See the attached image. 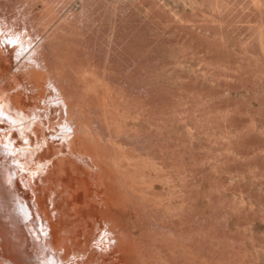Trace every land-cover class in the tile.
<instances>
[{"label":"rangeland","instance_id":"rangeland-1","mask_svg":"<svg viewBox=\"0 0 264 264\" xmlns=\"http://www.w3.org/2000/svg\"><path fill=\"white\" fill-rule=\"evenodd\" d=\"M44 9L47 11L45 12ZM49 11H51L50 14ZM46 14H52L56 20L46 37H55L53 46L56 51L59 50L58 54L60 57L62 56L60 59L63 60L60 62L65 69L62 68L60 62L57 65L63 71L65 70L64 76L68 78V82L70 80L71 88L74 86L72 88L75 89L74 92L71 90L76 101L83 107L81 108L87 115L86 117L99 123L97 119H100V116L97 110L103 97L108 94V91L105 93L100 88L97 89L101 93L95 89L96 94H94V88L90 87L94 85V79L97 78L96 80L104 81V83L111 81L109 83L111 85L114 82L120 85V87L117 84L113 85L114 88L117 87L114 89L116 90L115 93H113L114 90L109 92V94H113L115 99V106L109 111L117 123L113 128L116 129L118 126V130H120L117 134L113 129L116 137L115 134L113 137L112 132V139H118L112 140V144L115 141L116 146L124 141L121 146H124L126 142V146L131 145L132 149L136 147L134 152L136 150L143 152V155L142 153L139 155L140 152L135 155L131 151V146H128L131 149L128 153L134 154H128L133 156L132 159L137 155L145 156L143 159H146L148 152L151 151L150 145L153 144L154 148H152L155 151L152 150L149 154V157L153 159L147 158V161L151 159L162 164L160 166L164 169L161 170L165 174V177L162 174L164 185L169 183L165 181L167 178L172 182L178 180V182H173V184L171 182V185H165L161 189L157 184L159 178L155 179V171L158 169H155L153 173L151 170L153 168L152 163H148L147 166V161L140 159L141 157L139 159L136 157V160L138 159L136 162H140L139 166L143 160L144 164L142 163L141 166L144 168L145 165L146 170L140 169L141 171H138L140 167L137 169L138 166H135L138 171L135 173H139L140 178L148 172H150L149 177L152 178L153 173L155 181L153 178L152 180L153 183L156 182L151 184L149 182L152 181L151 179L142 177V180H149V184H146V181L145 184L142 183L140 179H137L139 178L136 176L137 174L131 173L132 170H136L133 161L134 164L136 162L131 158L127 159L129 157L126 151L129 148L116 146L119 148L117 149L113 146L114 144H111L113 146L111 150H114V152L112 151L114 155L111 152L112 164L115 165L116 160L114 161V158L117 156L121 158V154L123 155L124 152L125 158L121 159L117 165L123 166L122 161L127 159L134 167L133 169L129 168L131 164L126 160L123 161L125 168H122L121 171L120 166H118L120 171H117L120 172L119 176L122 181L117 182L125 184L131 181L132 185L127 184L130 188L136 182L141 181L137 183L138 186L143 184L142 188L146 189L139 188L141 191H137L136 184L134 191L138 193L133 192L138 195L136 201L143 200L141 197L143 194L146 196L147 193V197L151 199L149 196L153 197V195L149 193L150 190L155 189L153 193L154 199L157 201L156 198L160 197L158 195L164 193L163 191L168 196L169 193L166 190L169 189L168 191H170L172 188L170 186L179 188L172 189L176 190L175 192L179 191V194L173 193L172 190L169 194V196L172 194L173 196L179 195V197L176 196L179 198L178 202V198L175 196H171V199L177 200L173 201L172 199V202L171 199L169 200L171 209L175 211V206H177L176 212L178 213H174L176 214L175 219H173L175 216L173 213V215L171 214V209L167 203L168 198L165 195H161L165 198L160 199L162 202L166 201L167 211H165L167 209L166 204L162 203L159 198L158 201L161 203L158 202V205L162 208L155 205L157 202H154L153 198L154 203L144 197V201L148 200H146L145 206L149 201V203L152 202L147 209V207L142 206V201L141 205L133 200L135 195L133 196L132 192L134 198L130 194L132 199L125 198L127 203L123 201L124 197H121L122 201L119 207L126 209V212L131 209L132 213L128 214L131 212L130 210L126 214H132L128 217L133 220V223H136L132 228L131 220L124 222L121 219L122 224H127L124 225L127 232H130L129 234L133 231L136 232V237L134 233L131 235L140 241H144L145 237L143 236L148 232L146 239L151 241L152 237L156 238L155 241L153 240V244L156 245V251L159 252L158 254L156 252L158 257H154L156 255H154L155 247L149 243V240L144 241L146 244L140 243V247L139 243L136 242L137 240L134 241L130 237L132 243L136 242L135 244H137V246L134 244L137 248H134L135 263L137 264L139 261L144 264L141 261L142 258L144 261L145 258L147 259L145 264L150 262L153 264L161 263L162 255L159 256V254L162 253L169 257L170 264H264V0H0V23L4 29H7L3 34L7 36L12 32L11 36L16 33L15 36L20 34L21 37L24 34L22 37L24 42L29 39V36H33L31 37L32 40L37 43L36 37L41 38L43 36L44 33H40L37 28L40 19ZM20 31L21 33H19ZM42 39H39V43L44 46V42L47 41L43 39V42ZM48 47V44L45 45L44 50L47 49L45 53L48 51ZM106 67L107 70H103ZM15 70L16 68H13L12 71ZM78 71L79 74H77ZM83 74L86 76L94 75L96 78L87 76L86 83H84ZM104 75L111 80L109 81ZM98 77L101 79L99 80ZM79 80H82L81 83ZM86 87L90 88L89 92L92 90V95L91 92H87L89 88L86 89ZM118 88L120 89L118 90ZM122 89H124L123 92ZM68 93L71 94L70 89ZM119 95L120 97L122 95L121 99ZM142 111L144 112L142 113ZM113 112L114 114H112ZM142 121L147 122V124H142ZM123 127L126 131L131 129L129 133L126 132L128 136L123 135ZM133 129H135V134L145 133V135L143 134L144 137L140 134V139H138L137 135L130 134ZM148 129L150 130L148 131ZM146 131L149 132V135L146 134ZM119 135L122 137H117ZM130 135L132 138L129 137ZM123 136L125 137L123 138ZM126 137L129 138L126 139ZM133 137L137 138L133 139ZM119 139L121 143H118ZM145 140L151 142L149 144L147 142V145ZM104 145L109 146L110 144ZM105 146H102V151ZM155 146H160L164 150L160 152ZM121 149L122 153L120 152ZM145 149L149 151H144ZM117 151L121 154L117 155ZM107 152L104 154L105 157L107 155L109 157L111 154H107ZM126 163H129V167ZM116 168L114 167V172H116ZM129 171L135 175H131L134 180ZM127 172L129 174H126ZM158 172L157 175L160 174V171ZM79 175L80 173H78V178H82L83 175L81 174L80 177ZM73 178L78 179L77 175ZM160 183L162 184V181ZM150 184L152 188H150ZM80 186L78 187L85 191V186ZM92 189L95 190V188ZM158 189L163 190L162 193ZM82 190L79 189V191ZM95 191H92V198L87 199L88 202H92L91 208L94 207V204L96 206ZM156 191L160 194L157 193L158 195H156ZM141 192L142 196L139 197ZM87 201L82 202L83 206H80L84 209L88 205L85 211L82 210L83 213L80 212L79 208V205L82 204L77 205L79 208H77V213L81 214L82 217L72 212L70 221H73L69 228L77 225L82 226L84 225L82 222L87 219H89L87 222L92 223L93 214L86 210L90 208L89 204L91 203L88 204ZM130 201L132 203L129 204ZM84 203L87 205L84 206ZM125 203L128 204L129 209L124 205ZM171 203L177 204L174 205L175 209ZM133 204L139 207L140 211H143V208L148 211L144 210V213L138 212L140 215L136 214L139 210ZM150 206L155 208L153 209L155 214L156 212L159 214L158 211L160 209L162 211L164 208L163 213L160 212L159 214L161 216L153 215ZM164 211L165 213L169 211L173 218L167 213L165 215ZM73 214L76 216L74 217ZM151 215L155 216L154 219L159 217L160 222L154 220L157 221V224L154 221L151 224L149 222L153 218ZM164 215L168 217H164ZM84 218L85 220L82 221ZM133 218L142 221H138V223ZM167 218L168 220H166ZM146 219L149 220V224ZM143 220L146 221L147 225L141 224ZM164 221L168 223H166V228L163 227L165 225H161ZM135 225L142 226L143 230H138L140 227L136 226L139 232L135 231ZM157 226L159 228L156 229ZM147 227L153 231L149 228L147 230ZM128 228H132V230ZM154 228L160 231L155 232ZM169 228L170 230H168ZM166 230L167 236L164 235ZM142 231L146 232L142 235ZM149 231L155 232L157 236L153 233L150 235L151 232ZM172 231L173 233L176 232L175 239L172 238L173 235H169L172 234ZM148 235L151 237L148 238ZM164 236L167 239L168 236H171L170 240H166ZM177 237L179 239L176 240ZM171 241H177L176 244H171L173 247L169 245ZM147 243H149L148 246ZM151 245L153 249L151 250L154 253L150 250ZM175 245H181V247L179 246L180 249L174 248ZM160 246L162 252L158 251ZM143 249L148 250V252L145 253V250L143 252ZM167 249L170 250L167 252ZM171 249L175 251L172 252V255L170 254ZM175 249L178 253L180 252V255ZM141 251L146 254V257L145 254L137 256L136 252L140 254ZM166 255H163L164 258L162 256L165 260L164 264L167 263L166 258L168 259ZM176 255H178L177 258ZM171 256H174L176 260ZM137 257L141 260H138ZM154 258L158 260L160 258V261H156L157 259ZM153 259L156 263L153 262ZM173 260L178 261V263L175 261L173 263Z\"/></svg>","mask_w":264,"mask_h":264},{"label":"bare ground","instance_id":"bare-ground-1","mask_svg":"<svg viewBox=\"0 0 264 264\" xmlns=\"http://www.w3.org/2000/svg\"><path fill=\"white\" fill-rule=\"evenodd\" d=\"M42 2L44 3V1H42ZM27 5H28V3H27ZM36 7L37 6H35V8ZM48 7H46V8L48 9ZM16 8H17V6H16ZM47 9H46V11H47ZM44 11H45V9H44ZM50 12L51 11H49V14H50ZM32 17H33V15H32ZM55 22H56L55 17L52 16V14L51 15L46 14L45 16L43 15V17L40 19V22L38 23L37 29H39L40 33L43 32L44 34H42L43 36L41 38H37L35 36L36 39H38L37 43L34 42L35 40L34 41L32 40L31 37H33V36H31V37L29 36L28 37L29 39L26 42H24L22 39V37H24L23 36L24 34L22 35V37L20 36V34H17L15 36V34H16L15 32H14L15 34H12L14 36L10 35L12 32L7 36L4 35L3 33H5V31L7 29H4L0 23V264H136L135 263L136 261H135L134 248L137 249L136 248L137 244H135V243L137 242L140 245V243H142L146 240L148 241L149 239H146L148 232L142 231V233H141L143 235L146 232V234H144L145 236H143V237H145L144 241H142V240L140 241V240L135 238L136 232L135 233H134V231L132 232V233H134L135 237H133L131 235L132 233L129 234L130 232L129 233L127 232V230L124 226L126 223H124V222L126 220L127 221L131 220V219H129L128 216H131L132 214L131 215H128V214L132 213V210L130 209L131 212H129L130 210L129 211L127 210V212H129V213L126 214L127 213L126 209H124V208L121 209L119 207V205L121 204V201H122L121 197L122 196L124 197L123 201H126L125 198H127V197H129L128 199H132L135 197L133 200L134 201H136V199L138 200V195L133 193V192H136V191H134V190H136L135 189L136 184L140 183L141 181H142V183H144L146 181V184L147 183L149 184V182H151V184H155L156 182L153 183V180L155 181V179L159 178V179H157V181L159 182L157 184L162 189L163 187H165V185L166 186L171 185V184H173V182H178V180L172 182V180H170L168 178H167L168 179L167 180L165 178L166 179L165 181L169 182V183L165 182L166 184L164 185V183H163L164 179H162L163 178L162 174L164 172L161 171L163 168H162V166H160L162 164L161 163L159 164V161H157V163H156L155 160L152 161L151 159L147 161V158L148 159L152 158V157H149L150 152H152V150L155 151L153 149L154 148L153 144L150 145L151 151L148 152V155L146 154L147 152L145 153L148 157L146 156V159H143V157L145 158V156H143V157L139 156V155H141V153L143 155V152L139 151L140 154L137 150L136 151L138 153L136 151L134 152L133 150H135L134 148H136V147L133 146L134 148L132 149V146L128 145V146H131L130 147L132 149L131 150L128 146L125 145L126 142L124 143V146H121V144L124 141L121 143V140L119 139L120 141L118 140L119 142L118 141L117 142L121 143V144L116 145V146H120L122 148L126 146L125 148H129V150L126 151L127 155L128 154L132 155L133 153L135 155L139 154V155L135 156L133 159H132L133 156L128 155L129 158H127V159L131 158V160H135V162H136L141 157L140 159L147 161V163H146L147 166H148V163L149 164L152 163L151 165L153 168L155 166L154 169L150 168L151 165L149 166V168L153 171V173H154L155 169H158V171H160L159 175H161V176L157 175L159 172L156 170L155 171V174H156L155 177L156 178L153 177L154 174L152 173V175H151L153 178V180H152V178L149 177L150 172L147 171L148 173L145 174L148 176H145L144 173L141 172L144 175V176H141V178L146 177L147 179L149 178V180L151 179L152 181L148 180L149 181L148 182L147 180H142L143 178L141 179L140 176H138L139 173L137 174L135 172L137 171V169L139 167L140 168L138 169V171L140 169H142L144 171L146 170L145 165H144L145 169L142 168L143 166H141L144 164L143 160H141L140 166H139L140 162L139 163L136 162L134 164V161H133V166L134 167L138 166L137 169L135 167L136 170L133 171L132 169L134 167L132 166V163L127 161V159H124L123 161L126 160V162H129L131 164V167H129V165H128L129 163L128 164L126 163L129 168H132L131 173L137 174L136 176L139 177L137 179H140L141 181H139V182L135 181L136 183L135 184L133 183L134 184L132 186V187H134L133 191H132V187L129 188V186H128V185H132L131 184L132 182L126 178L127 175L125 176V178L129 181L130 184L127 182L125 184L122 182L120 184L118 183L121 180V178L119 176L120 172L118 173L117 171L119 170L118 166H120L121 164L117 165V163H119L121 161V159L125 158L126 155L124 154V152H123V155L121 154L122 149L120 150L121 153H119L118 152L119 150H118L117 155L121 154V158H120V156H117L119 159V161L117 162V157H115L116 155L113 156L116 158V159L114 158V161L116 160L115 161L116 164L115 165L112 164L113 161H111V160L113 158H111L112 157L111 155L114 152V150H111V147H113V146L116 147L115 141H114V143H113L114 145H113L112 140H117L118 138L112 139V135L114 137V134H115V137H116V133L113 132V129H114L113 127L117 123L114 120L115 118H113L112 115L109 114L110 109L113 108V106H115L114 96H113V94H109V92L111 90L113 91L115 88L117 89V87L114 88V86H113L114 84H117V83L114 82L113 85L109 84V83H111V81H110L111 79L106 77L107 75H106V73H104L107 70V67L105 69H103V70H105V71H103V73L106 75V76L105 75L104 76L106 78H108L110 82L107 81V83H104L103 80H102L103 82L96 80L97 78L94 77V75H92V76L87 75V76H91V78L93 77V79L96 78L93 80V84L95 86L92 85V86H94V87H92V86H90L91 84L89 85L92 89L94 88L93 89L94 94H96L95 89H97V88H100V90L105 92V93L108 91L107 96L104 94L105 96L103 97L102 101L100 102L99 109L97 110L98 111L97 113L100 116V119H97V120H99V123H98V121L97 122L95 120L91 121L89 118H87L86 117L87 115L82 110L83 107L80 105L79 102L76 101V98H75L74 93H73L75 89L74 90L72 89L74 86L71 88L72 84H70V80L68 82V78L64 76L65 70L63 71V69H65V68H63L64 65H62L60 62V60H61L60 58L62 56L61 57L59 56V54H58L59 50L56 51V48H54V46H53L55 37H53V36H47L46 37L48 31L51 28H53ZM34 32H36V31H34ZM19 33H21V31ZM6 34H8V33H6ZM28 35H29V32H28ZM42 38L47 42H44V40ZM33 39H35V38H33ZM39 39L40 40L42 39V41L44 42L45 45H47V44L49 45V47H48L49 49H48V51H46V53H45V50H47V49L44 50L45 45L43 46L42 43L40 44ZM49 56H50V59H49ZM47 57H48V59H47ZM61 61L63 62V60H61ZM59 62L62 65L63 69L58 67L57 63L59 64ZM108 67H110L109 64H108ZM13 68H16V70L12 71ZM77 74H79V71ZM82 76H84V78L82 80H84V83H86L85 81L87 80L86 79L87 76L84 74ZM104 76H102L103 79H104ZM98 79H99V77H98ZM82 80H79V82L81 83ZM106 80H105V82H106ZM100 82L103 84H101ZM112 83H113V81H112ZM118 86L120 87V85H118ZM87 88H89V87H86V89ZM69 89H70L71 94L68 93ZM71 89L73 90V92ZM119 89L120 88H118V90ZM77 90H78V88H77ZM81 90H82V88H81ZM89 90H90V88L87 89V92L88 93L91 92V95H92V93H93L92 90L90 92H89ZM97 90L100 92L99 89H97ZM115 91L116 90H114L113 93H115ZM123 91H124V89H122V92ZM87 92H86V94H87ZM97 94H99V93H97ZM75 95H77V94H75ZM88 95H90V94H88ZM101 95H103V94H101ZM95 96L97 97V95H95ZM119 97H120V95H119ZM121 97H122V95H121ZM121 97H120V99H121ZM88 98H89V96H88ZM93 98H95V97H93ZM120 99L118 98V100H120ZM127 99H129V98H127ZM81 100H83V99H81ZM85 101H86V99H85ZM120 103H122V101ZM116 110H113V111L116 112ZM132 111H133V109H132ZM114 112L112 114H114ZM120 112H122V111H120ZM143 112L144 111H142V113ZM115 115H118V114L115 113ZM99 116H98V118H99ZM120 116H123V115H120ZM125 117H127V116L125 115ZM95 119H96V117H95ZM143 123L144 122L142 121V124ZM145 123L147 124V122H145ZM131 124L135 125L133 123H131ZM119 126H122V125H119ZM148 126H149V124H148ZM117 127L118 126H116V129H114V131H116L118 134L119 133L118 131H120V130H118ZM124 127H123V130L121 129L122 132L124 133L123 135L128 136L127 133H129L131 131V129H129V131L127 129V131H128L127 132L126 130H124ZM137 127H139V126H137ZM143 128H144V126H143ZM156 129H158V128H156ZM134 130L135 129H133L132 133H130V134L137 135L138 139H140L139 138L140 134L142 135V137H144L143 134L145 135V133H139L138 132L139 133V135H138L137 133L136 134L134 133ZM149 130L150 129H148V131ZM143 132H145V131H143ZM111 133H112V135H111ZM148 133L149 132L146 131V134H148ZM148 135H146V136H148ZM117 137H122V135L121 136L119 135ZM124 137L125 136H123V138ZM129 137L132 138V135H130ZM129 137H126V139H128ZM137 137H135V138H137ZM135 138L133 137V139H135ZM150 139H152V138H150ZM131 140H129V141L131 142ZM145 141H146V144H147V142H148V144H149V142H151L150 140H148V141L145 140ZM132 142H134V140H132ZM106 143H109L110 145L105 146L104 144H106ZM155 143H156V141H155ZM111 144L113 146H111ZM102 146L103 147L105 146V148L103 149L104 152L102 151ZM106 147H108V148H106ZM155 147H158V146H155ZM117 149H119V148H117ZM158 149L160 150V152H162L164 150L160 146L158 147ZM125 150H127V149H125ZM130 150L133 151V153H131V152L128 153ZM105 151L106 152L110 151V152H107V154L111 153L112 151L113 152L111 154H109V157H107L108 156L107 155L106 156L107 158H106L104 155V154H106ZM144 151H149V150L145 149ZM113 155H114V153H113ZM162 155H164V154H162ZM136 157L138 158L137 160H136ZM108 158H111V159H108ZM108 160L111 162H109ZM123 161H122V163L124 166L125 162H123ZM136 164H138V165H136ZM123 166H120L121 171H122V168H125ZM114 167L115 168L117 167L116 172L118 173V176H117L116 172H114L115 171ZM124 171H123V173H124ZM78 173H80V175L81 174L83 175L82 178H78ZM129 173H130V171H129ZM129 173L127 172L126 174H129ZM131 173H130V176L133 175ZM141 173H140V175H142ZM76 175H77L78 179L73 178V177H76ZM80 175H79V177H80ZM133 176H135V175H133ZM133 176H131V178ZM163 176L165 177V174H163ZM123 178H124V176H123ZM161 181H162V184L164 186L160 183ZM151 184H150V188H152ZM174 184H176V183H174ZM80 185L85 186L84 187L85 191H84V189L82 190L80 188L81 187ZM139 185H141V184H139ZM78 186H80V187H78ZM143 186L144 185L142 184V186L139 187L137 184V187H138L137 191L138 190L141 191L140 189H143L142 188ZM145 186H147V185H145ZM170 187H172L170 189V191L172 189L178 188V187L173 188V186H170ZM92 188H95V190L97 189V191L93 190ZM144 188H147V187H144ZM79 189L84 191V192L79 191ZM143 190H146V189H143ZM154 190L149 191V193L151 195H153V197L149 196L151 199H149L147 197L148 193L146 194V196H144V194L142 196V192H141L139 197L142 196L141 198H143V200L141 199V201L143 202V205H142V202L140 200L139 201L141 203L138 201H136V202L141 204L142 206H145V202L147 199L144 201V197L148 198V200H151V201L153 198V201L155 202L156 201L154 199L155 195L153 193ZM168 190L169 189H167L166 191L170 194V191H168ZM92 191H95L94 192L95 193L94 198L96 197L95 198L96 206L94 204V207L91 208L92 202H88L87 199H89V197L92 198L91 197V195H93ZM159 191L161 192L163 190H159ZM175 191L176 190H172L173 193ZM131 192L133 193V196L135 195L134 197L132 196ZM144 192L146 193V191H144ZM163 192L165 193V191H163ZM167 192H166V194H167ZM172 192H171V194H172ZM136 193H138V192H136ZM157 193L160 194L158 191H156L155 194L158 195ZM164 193L158 195L160 197H158V196H156V197H158L161 202H162V200L160 198L167 197L168 199L167 198L166 199L168 201L167 202L168 206L170 204L169 200L171 199V196L172 197L175 196V198L179 197V195H176L177 193L179 194V191L175 192L176 194L174 196H173V194L171 196H169V194H167L168 196H166ZM130 194H131L132 198L130 197ZM124 195H126V196H124ZM136 195H137V198H136ZM161 195H165V197L164 196L162 197ZM176 196H178V197H176ZM158 198H156L157 204H155V205H158V202H159V204L161 203L160 201H158ZM172 199H171V202H172ZM175 200H177V199H175ZM175 200L173 199V201H175ZM86 201L88 204L91 203V204H89V207L91 208V210L89 207H88L89 209H86V210L91 211L93 214V215L90 214V215H92V217L90 216L92 219V223L87 222V220H89V219L85 220V218H84V219H82V221L83 220L86 221V222L85 221L82 222V224H84V225H82V226L77 225V226H74L72 228H69L71 222L73 221V220L70 221V219L72 217V212L77 213L78 212V210H77L78 206L77 205L79 203L82 204V205H79V208H80V206L81 207L83 206L82 202H86ZM178 201H179V198H178L177 202ZM149 202L147 204L148 206L147 205L145 206V207H147V209H149L148 208L149 204L152 203V202L151 203H149ZM87 203H86V205H87ZM126 203H127V201H126ZM126 203L124 205L127 207V209H129L127 206L128 204H126ZM130 203H132V202L130 201L129 204ZM137 203H135V204H137ZM162 203L166 204V201L162 202ZM135 204H133V205L136 206ZM86 205L84 203V206H86ZM141 205H139V206H141ZM174 205H177V204H174ZM174 205L171 203V206H173V208H174ZM87 206L85 208H87ZM153 206H154V204H153ZM166 206H167V204H166ZM168 206H167V209H165V211L168 210ZM175 207L177 209V206H175ZM85 208L84 209L80 208V212H82V210L85 211ZM130 208H131V206H130ZM137 208L139 210V207H137ZM150 208H151V206H150ZM160 208H162V207H160ZM169 208L171 209L170 206H169ZM143 209L145 211L147 210L145 208H143ZM151 209H152V211L151 210L150 211L153 212V215H155V216L156 215L159 216L160 212L163 213V210H164V208L162 209V211L160 209V211H158L159 214H157V212L155 214L154 213L155 210L153 211V209H155V208L153 207ZM156 209H158V208L156 207ZM176 209H175V211L173 209H171L170 210L171 214L172 213L173 214L178 213V212H176ZM140 210L137 211L136 214H139L140 212L144 211V210L143 211H140ZM172 210H173V212H172ZM180 210H182V209H180ZM165 211H164L165 215L167 213V215H170L171 218H173L172 217L173 214L171 215L169 211L165 213ZM124 212H125V215H124ZM180 212H182V211H180ZM96 213L100 216L95 215ZM79 215H81V214H78L77 216H79ZM135 215H133V216L135 217ZM147 215L150 216V214H147ZM153 215H151V216L153 217ZM165 215H164V217H168ZM175 215L176 214H174V216ZM177 215H179V214H177ZM75 216L76 215H74V217ZM124 216L128 217V219H125L126 217L123 218ZM141 216H142V213H141ZM81 217H82V215H81ZM154 217L153 218L150 217L152 219V220L150 219V221L148 219H146L147 223L149 224V222H150L151 224H153L152 222L154 220H157V221L160 220L159 217H158L159 220L154 219ZM135 218H138V217H135ZM135 218H133V219L135 221L137 220L136 222L142 221V220H138ZM147 218H149V217L147 216ZM175 218H176V216L173 219H175ZM121 219H122V221H124L123 222L124 224H122V221H120ZM166 220H168V218ZM157 221H154V222L157 224ZM131 222L132 223L130 225L132 226V228H134L133 226L136 223H133V220H131ZM159 222H158V224H160ZM79 223H81V222L79 221ZM127 223H129V222H127ZM138 223H137V225H138ZM144 223L147 225L146 221L144 222V220H143V223L141 222V224L143 225ZM164 223H161V225L162 224L165 225L163 227L166 228L167 222L164 221ZM137 225H135V227ZM161 225H160V227H161ZM173 225H175V224H173ZM158 226L156 227V229L159 228ZM137 227L135 228V231H137ZM139 227H140V225H139ZM132 228H128V229L132 230ZM140 228L138 230H140V231L143 230V227L141 229ZM148 228L149 227H147V230L150 229V228L149 229ZM156 229L154 228V230H156ZM145 230H146V227H145ZM158 230H156L155 232H157ZM168 230H170V228ZM151 231H153V230H151ZM151 231H149V232H151ZM162 231H161V233H162ZM137 232H139V231H137ZM155 232L154 233L151 232L149 234L150 235L154 234L157 236V234H155ZM165 232H166V234H164ZM164 233H163L164 235H166V236L168 235L167 230L164 231ZM159 234H160V232H159ZM159 234H158V237H159ZM137 235H139V234L137 233ZM150 235H148V238ZM169 235H173L172 238L175 239L174 236L176 235V232L173 233V231H172V234H169ZM166 236H164V238H166ZM130 237H132L134 241L135 240H137V241L135 243L134 242L132 243V240H131L132 238H130ZM168 237H169L168 239L170 240L171 236H168ZM153 238L154 237L151 238V241L149 240L150 241L149 243H152V245H154L153 240L155 241V239H156V238H154V239ZM161 239H159V240H161ZM168 239L166 238V240H168ZM177 239H179V237H177L176 240ZM138 241H140V242H138ZM172 241H171V243L169 242L170 244L167 243L171 247H173L171 245L172 243L176 244V242H177V241H175V242H172ZM178 241H180V240H178ZM157 242H159V241H157ZM149 243H147V246L149 245ZM134 244L136 246H134ZM159 244H160V242H159ZM161 244H162V242H161ZM139 245H138V247H139ZM152 245L150 246L151 248L149 247L150 250L152 249ZM147 246H146V248L148 249ZM155 246L156 245H154V247ZM175 246H174V248H178V249H180L179 246L181 247V245L176 246V247ZM140 247H141V245H140ZM163 247H165V245ZM166 248H168V245H166ZM154 249H155V253L152 252L153 249L151 250V252L154 253V255H155L157 252L156 251L157 249H156V247ZM161 249L162 248L160 246V249H158V251L160 250V252H162ZM173 249H171V253H170L171 255H172V252H175V251H172ZM144 250H145V253L148 252V250H146V249H143V252H144ZM150 250H149V253H150ZM168 250H170V249H167V252H168ZM143 252L141 251L140 254L138 252H136V254H137V256L138 255L141 256V254H143V255L145 254ZM158 253L159 252H157V254ZM177 253H178V251H177ZM150 254H149V256H150ZM154 255L152 254L151 256L153 257ZM156 255L154 257H158V255L157 256ZM160 255L163 256L166 254L160 253L159 256ZM140 256H139V258H140ZM162 256H161V261H160V258H159V260L157 258H156L157 260L154 258L156 261L161 262V263L157 262V264H164L165 260L163 259L164 256H163V258H162ZM177 256L178 255H176V258H177ZM145 257H146V254H145ZM152 257H150V260H152ZM171 257H174V256H171ZM139 258H138V260H141ZM176 258H175V260H176ZM146 260L147 259L145 258V261ZM155 260L153 261L154 263H156ZM168 260H169V257H168V259L166 258V261H167V263L165 262L166 264H170L169 262H171V261H168ZM175 260H173V263ZM141 261H143L144 264L146 263L143 258ZM148 261H149V259H148ZM148 261H147V263H148ZM137 262H138L137 264H143V263H140L139 261H137ZM175 262L178 263V261H175ZM150 263H152V262H150Z\"/></svg>","mask_w":264,"mask_h":264}]
</instances>
